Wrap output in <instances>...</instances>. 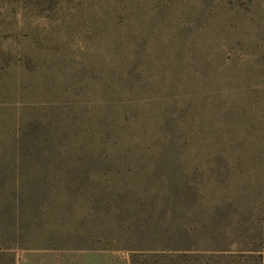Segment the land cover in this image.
I'll return each instance as SVG.
<instances>
[{
	"label": "rangeland",
	"instance_id": "374dc122",
	"mask_svg": "<svg viewBox=\"0 0 264 264\" xmlns=\"http://www.w3.org/2000/svg\"><path fill=\"white\" fill-rule=\"evenodd\" d=\"M262 226L264 0H0V264H205Z\"/></svg>",
	"mask_w": 264,
	"mask_h": 264
},
{
	"label": "trees",
	"instance_id": "16d2710c",
	"mask_svg": "<svg viewBox=\"0 0 264 264\" xmlns=\"http://www.w3.org/2000/svg\"><path fill=\"white\" fill-rule=\"evenodd\" d=\"M250 235V231H246ZM255 246L245 247L240 256L218 253L211 256L205 264H264V227L257 230L255 234ZM203 264V262H201Z\"/></svg>",
	"mask_w": 264,
	"mask_h": 264
}]
</instances>
